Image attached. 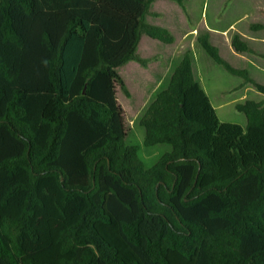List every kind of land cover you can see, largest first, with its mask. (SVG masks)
Returning <instances> with one entry per match:
<instances>
[{
    "label": "trees",
    "instance_id": "trees-1",
    "mask_svg": "<svg viewBox=\"0 0 264 264\" xmlns=\"http://www.w3.org/2000/svg\"><path fill=\"white\" fill-rule=\"evenodd\" d=\"M155 1L0 0V264H264V102L221 122L186 52L140 120L171 151L147 167L127 143L118 69L143 35L175 42Z\"/></svg>",
    "mask_w": 264,
    "mask_h": 264
},
{
    "label": "rangeland",
    "instance_id": "rangeland-1",
    "mask_svg": "<svg viewBox=\"0 0 264 264\" xmlns=\"http://www.w3.org/2000/svg\"><path fill=\"white\" fill-rule=\"evenodd\" d=\"M184 2V13L190 21L192 18L193 20H198L204 14L208 23L213 24V16L218 13L222 15L219 17L221 20H227L226 17L228 16L226 13L222 14V11L214 9L215 6L218 5L215 4V0L209 2V7L208 4L205 5V9H203L204 0H187ZM153 4L151 8L152 13L146 17V22L152 20L151 18L161 16L162 21L166 22L167 25H177V28L173 27V29H175L178 34L173 31H171V33L174 36L177 35L176 37L178 40L169 45L160 42L159 44L157 40H153L144 35L145 41L143 40L144 42L141 43V48L137 51V54L145 61V64L143 65L139 61H132L118 69V73L124 80L130 97H126L120 87H117V99L119 104L123 107L128 130L127 143L129 145L141 147L140 157L147 167H152L164 154L171 151V147L169 145H157L150 148L145 147L143 145L145 129L140 125V120L148 106L156 97V94L168 85L175 67L182 60L184 54L187 51H191L192 47V43L189 41L190 39L186 35H181L183 28H180L179 22L182 19V14L177 2L172 0H156ZM187 7L195 17L192 15L191 18L190 15H188V11L190 10L187 11ZM237 8L239 12L242 10L248 12L250 16L249 21L264 22V4L262 5L256 2V0H244L238 4ZM157 11L161 12V14L157 13ZM231 13L232 11L229 12V14ZM161 27H164V25H161ZM215 39L217 44L223 45L224 50L222 49L221 56L233 66L240 67V60L244 62L245 58L232 57L225 49V39L221 37ZM147 40H152L153 42ZM194 46H196V44H194ZM201 58L202 65L200 69H198V64L200 62L197 63L196 61L197 66L195 64V71L198 76L197 79L205 89L213 105L217 106V115L219 119L222 122L239 124L242 127L245 126L247 123L246 116L236 110L235 104H220L224 102L227 103L235 98L237 99L240 95L242 97L241 100L237 102L238 104L244 103L247 100L264 102V95L257 92L253 85L245 82L243 78L230 74L222 65L217 64L205 52ZM255 78H258L264 84V74L255 73ZM239 84H241V87H237ZM235 86L237 89L232 91Z\"/></svg>",
    "mask_w": 264,
    "mask_h": 264
},
{
    "label": "crops",
    "instance_id": "crops-1",
    "mask_svg": "<svg viewBox=\"0 0 264 264\" xmlns=\"http://www.w3.org/2000/svg\"><path fill=\"white\" fill-rule=\"evenodd\" d=\"M210 1L211 0H204L203 9H205V5H207V4H208V7L210 6L209 5ZM241 1L243 2L244 0H215V2H216L215 4H218V5L215 6L214 9H218L219 11H222V14L226 13L227 16H228V17H226L227 20L225 21V20H223V19L221 20L219 18L220 15H221L220 13L215 14L213 16V19H214L213 22L215 24L214 23L213 24H209L208 21L206 20V17L204 16V14H203V16L200 19H198V20L194 19L193 20L192 15L194 17H195V15L187 7V11L190 10V11H188V15H190V17L192 18V20L190 21L189 18H187V15L184 13V10L182 9V7L177 3L178 7L180 8L181 14H182V19L180 20L179 23H180V28H183V29H182V33H181V31H180V33L183 36L186 35L190 39L189 41L192 43L191 51H187V52H190L192 54V64H193V70H194V74H195L196 79H197L198 76H197V73L195 71V64H196V61H197V63L200 62L198 64V69H200V67L202 65V63H201L202 62V58L201 57L203 56V53L205 52L202 49V47L199 45V43H198V37L202 33H207L208 32L210 34L211 43L213 45H215L219 49L220 55H221V52H222V49H223V45H220V44L216 43V39L215 38H217V37H221V38L225 39V41H226L225 42L226 43L225 44V49L227 50L229 55H231L232 57H235V58L240 57V58H245L246 59V61L244 59V62L240 60V62H239L240 65H241L240 67H235V66L234 67L238 68V69L247 70L248 73H249V76L253 80H255L256 82H258V83H260L262 85H264L263 82H261L258 78H255V73L264 74V29L263 30H253L251 28V25H255V24H263L264 25V22H261V21H249L250 20V18H249L250 16H249L248 12H244L243 10L241 12H239L237 6H238V4ZM256 2H258V3L262 4V5L264 4V0H256ZM230 11H232L231 14H229ZM151 13H152V11H151ZM157 13L161 14V12H158V11H157ZM160 17L151 18L152 20H148V23L152 24V25H156V26L160 25V27H161V25H164L163 28L166 27V29H168L170 32L173 31V32L177 33V31H175V29H173V27L177 28V25H171V24H170L171 26L167 25L166 22L162 21V17L161 18ZM157 23H160V24H157ZM235 34H239L242 37V39L245 42H247L249 47L252 49V52L238 53V52H236L234 50L231 41H232V37ZM143 36H142L140 44L138 46V51L141 48V43L145 41ZM176 36L177 35L174 36L176 38L175 42L178 40ZM153 40H155V39H153ZM147 41H152V40H147ZM159 42L160 41H158V43ZM160 43H162V42H160ZM162 44H164V43H162ZM194 44H196V46H194ZM252 57H253V59H252ZM196 66H197V64H196ZM197 81H198V79H197ZM237 87H241V84H239ZM237 87L235 86L232 91L237 89ZM256 94H258V93H256ZM241 97L242 96L240 95V96L237 97V99L235 98L234 100L228 101L227 103L224 102V103H222L220 105H224V104L225 105H234V104L237 105L238 104L237 102L239 100H241ZM211 103H212V101H211ZM212 106L215 108L216 113H217V110H218L216 108L217 106H214L213 103H212ZM245 126H243V127H245Z\"/></svg>",
    "mask_w": 264,
    "mask_h": 264
}]
</instances>
